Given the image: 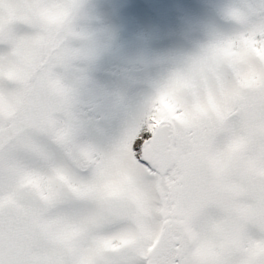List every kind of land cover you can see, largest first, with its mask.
Segmentation results:
<instances>
[{"label":"snow or ice","instance_id":"6c2138e0","mask_svg":"<svg viewBox=\"0 0 264 264\" xmlns=\"http://www.w3.org/2000/svg\"><path fill=\"white\" fill-rule=\"evenodd\" d=\"M217 11L155 53L0 0V264H264V0Z\"/></svg>","mask_w":264,"mask_h":264},{"label":"rangeland","instance_id":"374dc122","mask_svg":"<svg viewBox=\"0 0 264 264\" xmlns=\"http://www.w3.org/2000/svg\"><path fill=\"white\" fill-rule=\"evenodd\" d=\"M244 0H88L93 18L84 21L89 29L105 28L115 33V47L132 50L147 47L155 53L195 51L202 32H192L189 20L213 23L234 32L237 25L217 11V5L241 4ZM143 33L148 39L140 40ZM107 59V58H105Z\"/></svg>","mask_w":264,"mask_h":264}]
</instances>
